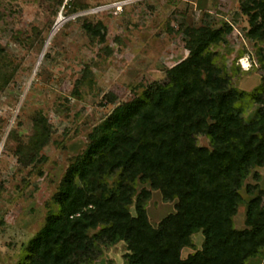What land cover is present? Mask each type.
<instances>
[{"label": "trees", "instance_id": "1", "mask_svg": "<svg viewBox=\"0 0 264 264\" xmlns=\"http://www.w3.org/2000/svg\"><path fill=\"white\" fill-rule=\"evenodd\" d=\"M58 2L69 13L88 7L77 0ZM241 11L249 18L247 37L264 41V0H242ZM77 19H83L93 42L106 41L101 20ZM232 30L229 23L186 27L190 55L168 69V82L150 85L93 128L86 151L70 164L53 197L57 209L51 206L45 226L18 264H95L106 247L120 241L126 243L127 264L264 259V189L257 184L247 185L259 194L248 203L246 227L235 224L241 190L264 166V77L252 92L233 84L226 57L217 49ZM17 69L0 44V89ZM51 135L48 119L37 113L33 135L17 149L19 160L36 161ZM202 136L210 146L200 144ZM141 184L150 188L139 189ZM153 190L166 202L176 201L175 212L157 225L148 214ZM200 230L202 249L183 258V249L194 244Z\"/></svg>", "mask_w": 264, "mask_h": 264}, {"label": "rangeland", "instance_id": "2", "mask_svg": "<svg viewBox=\"0 0 264 264\" xmlns=\"http://www.w3.org/2000/svg\"><path fill=\"white\" fill-rule=\"evenodd\" d=\"M77 1L88 7L69 13L58 0H0V44L18 67L0 89V264H18L45 226L51 206L57 209L53 197L70 164L86 151L93 128L150 85L168 82V69L190 55L186 27L231 24L228 42L217 49L226 57L233 84L252 92L264 77V41L247 37L250 24L241 11L242 0H129L122 9L106 6L124 0ZM79 16L101 20L107 27L106 41L93 42ZM60 17L65 21L42 57ZM257 107L246 116L251 118ZM39 112L48 119L51 139L36 161L25 165L17 149L29 142ZM199 141L210 146L207 137ZM248 184L264 189V166L253 171L241 190L238 228L246 227L248 203L259 194L258 189L249 191ZM143 186L150 188L141 184L139 189ZM175 204L153 190L151 222L157 225L175 212ZM193 242L183 249V258L202 249L201 230ZM126 253V243L120 241L106 247L95 264H127ZM263 262L255 258L251 264Z\"/></svg>", "mask_w": 264, "mask_h": 264}, {"label": "bare ground", "instance_id": "3", "mask_svg": "<svg viewBox=\"0 0 264 264\" xmlns=\"http://www.w3.org/2000/svg\"><path fill=\"white\" fill-rule=\"evenodd\" d=\"M61 20H62V17H60V18L58 19L57 24L55 25L54 29L51 31V33H50V35H49V37H48V40H47V42H46V46H45L44 52H43V54H42V57H43V55H44V53H45L47 47L49 46V44H50V42H51V40H52L54 34L56 33V31L58 30V28H59V27L64 23V21H65V20H62V21H61ZM42 57H41V59H42Z\"/></svg>", "mask_w": 264, "mask_h": 264}, {"label": "built area", "instance_id": "4", "mask_svg": "<svg viewBox=\"0 0 264 264\" xmlns=\"http://www.w3.org/2000/svg\"><path fill=\"white\" fill-rule=\"evenodd\" d=\"M131 1L129 0H124V1H119V2H115L111 5H107L106 7H112V6H116L118 7L119 9H122L124 5L130 3Z\"/></svg>", "mask_w": 264, "mask_h": 264}]
</instances>
